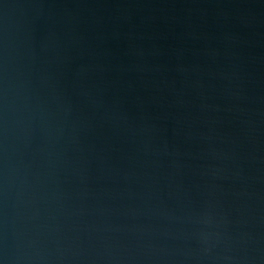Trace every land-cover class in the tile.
I'll list each match as a JSON object with an SVG mask.
<instances>
[{"label":"water","instance_id":"water-1","mask_svg":"<svg viewBox=\"0 0 264 264\" xmlns=\"http://www.w3.org/2000/svg\"><path fill=\"white\" fill-rule=\"evenodd\" d=\"M0 264H264V0H0Z\"/></svg>","mask_w":264,"mask_h":264}]
</instances>
